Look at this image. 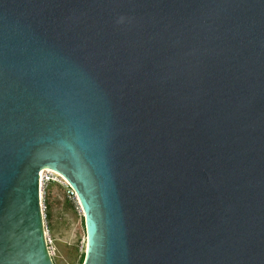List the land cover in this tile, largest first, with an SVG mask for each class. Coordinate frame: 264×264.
Returning a JSON list of instances; mask_svg holds the SVG:
<instances>
[{"label":"water","instance_id":"95a60500","mask_svg":"<svg viewBox=\"0 0 264 264\" xmlns=\"http://www.w3.org/2000/svg\"><path fill=\"white\" fill-rule=\"evenodd\" d=\"M264 264V0H0V264Z\"/></svg>","mask_w":264,"mask_h":264},{"label":"rangeland","instance_id":"374dc122","mask_svg":"<svg viewBox=\"0 0 264 264\" xmlns=\"http://www.w3.org/2000/svg\"><path fill=\"white\" fill-rule=\"evenodd\" d=\"M45 206L44 224L49 253L53 264H79L86 250L84 217L77 200L69 189L52 184L50 193L41 189ZM46 213H49L46 218Z\"/></svg>","mask_w":264,"mask_h":264},{"label":"built area","instance_id":"2783aa9c","mask_svg":"<svg viewBox=\"0 0 264 264\" xmlns=\"http://www.w3.org/2000/svg\"><path fill=\"white\" fill-rule=\"evenodd\" d=\"M40 180H41L42 192L49 184L54 183V184L61 185L63 187L68 188L69 189V195L72 196L74 198V200H77L75 194L73 193L72 190H70V188L68 187L65 180L61 176H59L57 173L49 171V170H44L41 173V179ZM42 211L44 214L45 206H43V203H42Z\"/></svg>","mask_w":264,"mask_h":264},{"label":"trees","instance_id":"16d2710c","mask_svg":"<svg viewBox=\"0 0 264 264\" xmlns=\"http://www.w3.org/2000/svg\"><path fill=\"white\" fill-rule=\"evenodd\" d=\"M52 184H53V183L49 184V185L45 188V189H46V195H47V196H48L49 193H50V187H51ZM58 186H60V185H58ZM48 217H50V216H49V213H48V214L46 213V218H48ZM83 261H84V256H81L79 264H82Z\"/></svg>","mask_w":264,"mask_h":264}]
</instances>
